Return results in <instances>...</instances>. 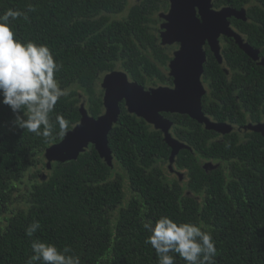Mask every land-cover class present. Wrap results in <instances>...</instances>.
Segmentation results:
<instances>
[{
	"label": "trees",
	"instance_id": "obj_1",
	"mask_svg": "<svg viewBox=\"0 0 264 264\" xmlns=\"http://www.w3.org/2000/svg\"><path fill=\"white\" fill-rule=\"evenodd\" d=\"M213 7L246 11V20L228 21L264 59V0H213ZM9 9L27 13V21H12L16 37L49 47L66 95L49 114L47 136L43 126L40 134L14 128L15 114L0 102V264H27L34 240L69 248L81 264H158L143 223L164 215L210 232L214 264H264V132L223 135L187 115L163 113L173 138L185 145L175 159L181 181L165 173L172 148L164 133L122 102L108 136L112 167L91 145L76 160L53 161L47 169L46 150L80 123L82 105L94 119L104 114L99 82L106 74L119 69L145 89L173 86V51L154 33L169 2L0 0V14ZM223 37L230 77L207 48L203 112L215 123H263L264 66ZM57 115L67 122L63 131ZM34 221L40 228L28 237ZM176 264H185L178 254Z\"/></svg>",
	"mask_w": 264,
	"mask_h": 264
},
{
	"label": "water",
	"instance_id": "obj_2",
	"mask_svg": "<svg viewBox=\"0 0 264 264\" xmlns=\"http://www.w3.org/2000/svg\"><path fill=\"white\" fill-rule=\"evenodd\" d=\"M170 10L162 15L166 24L160 33L161 45H179L169 68L173 78V87L158 86L145 89L129 79L120 70L106 74L101 87L104 90V114L99 118L91 117L85 106H81L83 115L80 123L58 144L48 148L45 153L47 167L51 169L53 161L76 160L82 153L94 145L101 158L112 167L113 155L108 145V136L121 114L122 102L127 111L136 115L162 131L167 144L172 148L171 169L179 150L185 147L170 133L173 124L162 117L163 113L187 115L209 130L220 134L232 132L227 124L215 123L203 112L201 100L205 88L201 81L208 43L220 65H223L219 38H233L239 47L257 64L264 66V59L230 25L228 19L235 17L246 20V11H235L228 7L215 9L213 0H168ZM262 132L264 126L248 127Z\"/></svg>",
	"mask_w": 264,
	"mask_h": 264
},
{
	"label": "clouds",
	"instance_id": "obj_3",
	"mask_svg": "<svg viewBox=\"0 0 264 264\" xmlns=\"http://www.w3.org/2000/svg\"><path fill=\"white\" fill-rule=\"evenodd\" d=\"M21 17L28 20L27 13L19 10L0 14V102L15 114L14 128L40 134L43 126L47 136L49 114L66 95L55 78L61 65L46 44L25 43L16 37L12 21ZM55 120L61 131L67 127L63 116L57 115ZM143 227L151 233L145 243L155 250L158 264H176V254L185 264H214L217 249L213 236L198 224L164 215L144 222ZM39 228V222L34 221L26 228V235L32 237ZM31 249L33 255L27 264H81L80 257L70 255L67 247L60 250L54 244L34 240Z\"/></svg>",
	"mask_w": 264,
	"mask_h": 264
},
{
	"label": "flooded vegetation",
	"instance_id": "obj_4",
	"mask_svg": "<svg viewBox=\"0 0 264 264\" xmlns=\"http://www.w3.org/2000/svg\"><path fill=\"white\" fill-rule=\"evenodd\" d=\"M168 1V0H167ZM169 2V1H168ZM246 9V8H245ZM169 10H170V2H169V9L167 10V11H162L161 13H159V15H158V19H162L163 20V18H162V15H164V14H167L168 12H169ZM164 21V20H163ZM158 29V28H157ZM156 29V31L157 32H159V36H157V37H159L160 38V33H161V30H159L160 29V27H159V29L157 30ZM239 33V32H238ZM240 34V33H239ZM241 36H242V38H244L243 37V35L242 34H240ZM158 38V39H159ZM226 41H229L227 38H225V37H223V36H221L220 37V46H221V55H222V50H223V46H224V43L226 42ZM159 44H161V40H159ZM162 46V45H161ZM176 46H178V49H179V45H177L176 44ZM207 48H209L210 49V47H209V45H208V43L205 45V47H204V49H205V51H206V53H207ZM211 50V49H210ZM175 52V51H174ZM174 52H173V58H174ZM223 57V56H222ZM171 64V63H170ZM170 66V65H169ZM222 67H223V69H224V71L226 72V74L230 77V71L226 68V65H225V62H224V59H223V65H221ZM170 69V68H169ZM170 73V72H169ZM201 81H202V83H203V85H204V88H205V94L207 95L208 93H209V86H208V84L204 81V78H203V76H202V79H201ZM174 85V84H173ZM169 87H173V86H169ZM227 125H229V124H227ZM229 126H231L232 128H233V130H232V132H237V133H240V134H242V136H245L247 133H249V132H254L253 130H251L250 128H248V127H256V126H264V122L263 123H257V124H254L253 122H248L245 126H242V127H237V126H234V125H229ZM262 132H264V131H262ZM183 177H184V175L182 176V177H180V180L181 181H183L182 179H183Z\"/></svg>",
	"mask_w": 264,
	"mask_h": 264
},
{
	"label": "rangeland",
	"instance_id": "obj_5",
	"mask_svg": "<svg viewBox=\"0 0 264 264\" xmlns=\"http://www.w3.org/2000/svg\"><path fill=\"white\" fill-rule=\"evenodd\" d=\"M130 3H131V5H134V4H136L137 3V0H130ZM163 18V17H162ZM164 20V21H163ZM163 20L162 19H159V24H158V26H155V28L157 27L158 29H159V27H160V29L159 30H161L162 31V25H164V24H166V20L163 18ZM154 33L157 35V36H159V32H157V31H155L154 30ZM159 38V37H158ZM159 40H160V38H159ZM164 47H169V50L170 51H177L178 50V46H176V44H174V45H164ZM117 70H119V69H117ZM104 77L105 76H103L102 78H101V80H103L104 79ZM101 84H102V82L100 81L99 82V88H101ZM74 89H76V90H78L77 88H74ZM82 96V95H81ZM85 106V105H84ZM114 162V161H113ZM115 168L117 169V171H119V172H121L124 176H125V173H124V171L123 170H121L116 164H115ZM47 169H48V167H47ZM47 169H43L44 171H42L44 174L46 173V174H48V170ZM164 170H165V173L168 175V176H170V177H172V178H174V177H176V178H180V177H182L183 176V173L181 172H178L177 170H176V168H175V164H173L172 165V169H171V164H170V161H169V164H166L165 166H164ZM42 173V174H43ZM126 177V176H125ZM182 180H184V177H183V179ZM130 196H129V194L127 195V198H129Z\"/></svg>",
	"mask_w": 264,
	"mask_h": 264
}]
</instances>
